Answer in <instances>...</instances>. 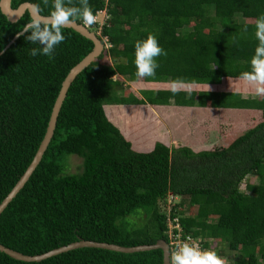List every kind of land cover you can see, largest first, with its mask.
I'll return each instance as SVG.
<instances>
[{
    "label": "trees",
    "instance_id": "trees-1",
    "mask_svg": "<svg viewBox=\"0 0 264 264\" xmlns=\"http://www.w3.org/2000/svg\"><path fill=\"white\" fill-rule=\"evenodd\" d=\"M52 2L9 0V7L35 4L47 16ZM89 4L93 13L104 9L96 38L106 47L70 81L40 159L0 211V246L32 256L76 241L166 243V221L175 217L181 234L211 239L217 254L264 264V96L239 79L251 70L264 0ZM29 21L26 12L13 23L0 14V201L30 163L62 79L92 47L63 28L51 57L32 56L39 45L25 39L30 33L13 39ZM149 34L167 54L157 57L154 77L139 79L134 45ZM118 77L143 87L121 93ZM177 80L193 88L173 93ZM148 106L151 119L140 120ZM163 106L176 114L172 136L180 141L171 147L150 115ZM183 112L197 123L183 126ZM209 133L213 142L193 147ZM67 156L80 160L77 173L65 172ZM167 196L178 200L166 209ZM0 264H161V252L82 247L37 262L0 252Z\"/></svg>",
    "mask_w": 264,
    "mask_h": 264
},
{
    "label": "clouds",
    "instance_id": "clouds-1",
    "mask_svg": "<svg viewBox=\"0 0 264 264\" xmlns=\"http://www.w3.org/2000/svg\"><path fill=\"white\" fill-rule=\"evenodd\" d=\"M48 2L49 0H43L46 6ZM40 12L39 5H32V18L23 26L22 31L17 33L18 38L25 33H30L25 39L32 44L39 45L38 48L31 49L30 55L32 56L39 54L51 57L56 46L65 40L62 29L75 23L77 18L82 19L83 22L79 25L87 31H89L87 25L90 26L94 23L99 29L101 23L96 22V13L101 12V22L104 18V9L93 13L89 0H79L78 6L73 5V0H53L52 10L47 16H41ZM255 28L258 44L250 61L251 70L242 72L239 79L253 86L256 95L264 96V14L256 19ZM95 36L97 37V34ZM104 47L106 45L102 44V48ZM134 48L137 78L154 77L159 67L157 57L166 55L165 50L159 46L156 37L152 34H149L145 40H137ZM185 88L191 90L193 84L179 80L172 82L173 93ZM170 259L171 264H227L226 260L218 256L215 251H202L198 245H191L187 242L182 243L175 251L171 252Z\"/></svg>",
    "mask_w": 264,
    "mask_h": 264
},
{
    "label": "water",
    "instance_id": "water-1",
    "mask_svg": "<svg viewBox=\"0 0 264 264\" xmlns=\"http://www.w3.org/2000/svg\"><path fill=\"white\" fill-rule=\"evenodd\" d=\"M23 12H26L29 19H31L32 18V5L29 3H21L17 5L14 9H11L9 7V0H0V14L5 18L7 22L9 23L15 22L22 15ZM65 28H69L72 31L79 34L80 36H82L83 38L89 40L92 44L91 50L80 61H78L75 65H73L67 71L64 78L62 79L57 95L52 103L42 139L39 142L38 147L30 163L24 170V172L20 175V177L17 179V181L8 191V193L4 196V198L0 201V211L14 197L16 192L20 189V187L26 181L30 172L32 171V169L34 168V166L37 164L38 160L40 159V156L42 152L44 151L45 146L51 136L59 105L64 97L65 90L67 86L69 85L70 81L74 78V76L80 70H82L90 62H92L98 56V54L100 53L102 49V44L96 38V36L92 32L87 31L81 25L73 23V24L66 26ZM16 36L17 34L14 35L13 39ZM82 247L97 248V249H102V250H107V251H112V252H118V253H134V252H142V251L158 249L161 252V264H168L166 246H165L164 241L162 240H156L151 245H138V246H133V247H119L116 245L96 243V242H91V241H76V242H72L64 246L51 249L39 255H32V256L21 255L19 253L11 251L2 246H0V252L13 260L22 261V262H37L47 257L66 252L68 250L82 248Z\"/></svg>",
    "mask_w": 264,
    "mask_h": 264
},
{
    "label": "rangeland",
    "instance_id": "rangeland-1",
    "mask_svg": "<svg viewBox=\"0 0 264 264\" xmlns=\"http://www.w3.org/2000/svg\"><path fill=\"white\" fill-rule=\"evenodd\" d=\"M96 22L98 23H101V19H102V14L101 12L100 13H96ZM236 21L240 22V18L237 17L236 18ZM89 31L93 32L95 35L97 34L98 32V26L96 27H92L91 29H89ZM121 81V90H119L121 93L124 92V93H134L135 94V91L140 88V87H143L140 83H136V82H129L128 80H126L125 78H117ZM119 91H118V94H119ZM164 108L162 109L163 113L162 114H159L157 111L155 110H152L150 112V115L154 116L156 119H158V121H161L162 125H164V129L165 132L167 133L166 135V138H167V141H168V144L171 146H173L175 143H179L180 140H178L177 137H173L172 136V133H173V122H175L176 120V114H175V111H173V108L172 106H163ZM169 107V108H167ZM146 108V107H145ZM143 110V109H142ZM149 108H146L145 110H143L142 112L143 113H140V117L141 118L140 120H144L146 119H149L150 116H149ZM184 118H189L188 120H185L182 124L183 126H185L188 121L190 120V122H192L193 124H196V120L193 119V117L188 113V112H183V114L179 113V116H181ZM201 117V114H198L197 115V118ZM114 119V117L112 118V120ZM116 119V118H115ZM151 119V118H150ZM116 121V120H115ZM196 122V123H195ZM172 124V125H171ZM171 125V126H170ZM176 136V135H175ZM197 136V135H195ZM207 139L204 137V141H200L199 143L193 145V147H198V146H201V144L205 145V146H208V144H210L211 140L213 142V139H211V136H210V133L208 136H206ZM198 138L200 139V135L198 136ZM199 139H197V141H199ZM215 141V140H214ZM196 149V148H195ZM67 158V159H66ZM65 159H66V163H65V172L66 173H77L79 171V165H80V160L74 156H67ZM246 178H249L251 179V181L253 183H255V180L252 176H246ZM177 197H169L167 196L165 198V205H166V209H167V206L168 205H172L173 203H176L177 202ZM134 221H137V219L134 218ZM229 253V254H228ZM223 255L224 257L226 258H231V260H238L239 259V255L237 253H233V252H228V251H225L223 250Z\"/></svg>",
    "mask_w": 264,
    "mask_h": 264
},
{
    "label": "built area",
    "instance_id": "built-area-1",
    "mask_svg": "<svg viewBox=\"0 0 264 264\" xmlns=\"http://www.w3.org/2000/svg\"><path fill=\"white\" fill-rule=\"evenodd\" d=\"M86 25V24H84ZM166 226H167V231H166V251H167V260H168V264H171V259H170V254L171 252L175 251L177 249V247L179 245H181L184 242H187L191 245H198L199 249L202 251H207V250H211V251H215L218 247H216L214 250L211 248V239H199V238H195V237H191L190 235L187 234H181L180 233V228L177 222V218L173 217L171 220H167L166 221ZM191 239H188V238ZM203 244H206L205 248H202L201 246ZM218 256L224 258L227 262V264H236L235 260H231V258H226L224 257L223 253L222 254H217Z\"/></svg>",
    "mask_w": 264,
    "mask_h": 264
},
{
    "label": "crops",
    "instance_id": "crops-1",
    "mask_svg": "<svg viewBox=\"0 0 264 264\" xmlns=\"http://www.w3.org/2000/svg\"><path fill=\"white\" fill-rule=\"evenodd\" d=\"M148 108H149V110H151L149 106H148Z\"/></svg>",
    "mask_w": 264,
    "mask_h": 264
}]
</instances>
